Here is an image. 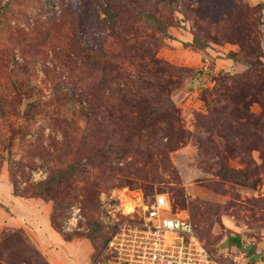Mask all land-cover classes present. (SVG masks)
Wrapping results in <instances>:
<instances>
[{
    "label": "rangeland",
    "instance_id": "374dc122",
    "mask_svg": "<svg viewBox=\"0 0 264 264\" xmlns=\"http://www.w3.org/2000/svg\"><path fill=\"white\" fill-rule=\"evenodd\" d=\"M125 189L264 256V0H0V264H106Z\"/></svg>",
    "mask_w": 264,
    "mask_h": 264
},
{
    "label": "built area",
    "instance_id": "2783aa9c",
    "mask_svg": "<svg viewBox=\"0 0 264 264\" xmlns=\"http://www.w3.org/2000/svg\"><path fill=\"white\" fill-rule=\"evenodd\" d=\"M132 194L125 189L118 196L124 219L106 244V264H222L167 194H156L147 202L144 194ZM113 216L121 220L118 213ZM242 255L233 264H264L263 255Z\"/></svg>",
    "mask_w": 264,
    "mask_h": 264
},
{
    "label": "trees",
    "instance_id": "16d2710c",
    "mask_svg": "<svg viewBox=\"0 0 264 264\" xmlns=\"http://www.w3.org/2000/svg\"><path fill=\"white\" fill-rule=\"evenodd\" d=\"M143 13L142 12H140V15H142ZM109 18H110V21L111 22H113V23H115L117 20H118V15H117V13H114V14H110L109 15ZM144 22H146V23H149L151 26H153L154 28H160V30H161V32H163L162 31V22L160 21V20H158V19H155L154 18V16H150V15H145V20H144ZM196 42H197V39L195 40ZM52 227H53V225H52ZM55 228V227H54ZM55 231L57 232V233H59V235L61 236V238L64 240V241H67V242H70L71 241V238H70V236L68 235V234H65L64 232H62L59 228H55ZM197 233H198V235L200 236V234H199V232L197 231ZM201 237V236H200ZM110 239V238H109ZM109 239H108V241H109ZM108 241H107V243H108ZM106 243V244H107Z\"/></svg>",
    "mask_w": 264,
    "mask_h": 264
},
{
    "label": "crops",
    "instance_id": "0c3cea01",
    "mask_svg": "<svg viewBox=\"0 0 264 264\" xmlns=\"http://www.w3.org/2000/svg\"><path fill=\"white\" fill-rule=\"evenodd\" d=\"M50 225V227H52L51 226V223L49 224ZM56 232V231H55ZM56 235H53L52 237L55 239V240H59L60 242H59V245H57V246H60L61 247V249L62 250H65V247L66 246H69V243L71 242H67V241H64L62 238H61V236L59 235V233H55ZM49 245L51 246V244H50V242H49ZM48 247V253L50 254V255H52L53 257L54 256H56L55 254H57V252H59L60 250L59 249H57V248H52V247ZM51 249H53V250H51ZM58 255V257H54L53 259L54 260H52V264H63L59 259L61 258V256H63V254H62V252H59V254H57ZM254 256H256V255H253V256H251V258H253Z\"/></svg>",
    "mask_w": 264,
    "mask_h": 264
},
{
    "label": "water",
    "instance_id": "95a60500",
    "mask_svg": "<svg viewBox=\"0 0 264 264\" xmlns=\"http://www.w3.org/2000/svg\"><path fill=\"white\" fill-rule=\"evenodd\" d=\"M224 246H226V245L224 244ZM251 247H252V246H247V247L244 249V252L249 253L250 250H251Z\"/></svg>",
    "mask_w": 264,
    "mask_h": 264
}]
</instances>
